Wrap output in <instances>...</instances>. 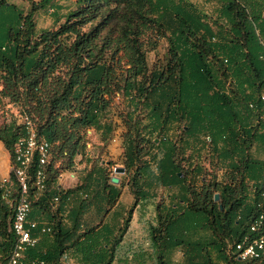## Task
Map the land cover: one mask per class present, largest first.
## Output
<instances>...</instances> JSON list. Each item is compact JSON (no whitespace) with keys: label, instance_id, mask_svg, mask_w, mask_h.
I'll list each match as a JSON object with an SVG mask.
<instances>
[{"label":"trees","instance_id":"obj_1","mask_svg":"<svg viewBox=\"0 0 264 264\" xmlns=\"http://www.w3.org/2000/svg\"><path fill=\"white\" fill-rule=\"evenodd\" d=\"M47 1L50 0H40L26 15L15 3H7L17 16L7 44L0 46V70L7 74L6 86L12 81L23 87L26 97L22 104L26 106V114L35 122L38 133L51 145L47 187L42 195L53 197L58 194L59 204L64 205L63 187L58 182L49 187L52 144L63 138L61 149L68 145L66 152L71 159L81 153L83 145L79 139L71 140L75 130L98 125L99 114L109 108L117 92L136 103L125 121L129 126L124 134L126 165L135 164L137 159L136 177L143 178L142 181L149 186L160 182L185 188L178 203L173 202L166 209L165 216L168 217L162 222L163 232L160 233L159 225L151 228L156 261L159 264H206L201 257L206 249L204 245L208 244L207 237H191V234L213 226L217 235L213 232L209 235L214 240L211 246L209 242L208 248L215 259L221 264H258L257 259L242 261L236 258L230 244L246 232L257 234L249 230V224L259 211V190L264 186L261 181L264 179V162L243 153L246 143L253 140L264 142L259 99L264 87V58L260 57L264 51V0H218L219 15L227 24L225 31L219 25V37L214 34L208 15L189 0H77L79 5L67 12L62 23L56 28L43 29L32 40L30 14ZM6 2L0 0V4ZM110 4L114 6L96 25L87 31L81 29L84 23L95 17L97 8ZM113 17L123 22L119 25L120 36L116 38L114 52L117 55L122 48L129 63L128 67L119 70L121 55L117 59L104 57L103 46L98 47L95 43L100 28ZM151 28L155 29L156 35L168 39V48L163 61L148 70L138 37L144 29ZM139 104L144 110L142 116L147 119L143 128L148 136L142 139L147 144L164 148L160 157L153 156L156 170L149 160L141 158L142 147L133 137L134 130L138 135L144 134L137 128L138 120L142 119L137 112ZM253 114L254 124L250 121ZM199 115L206 121L201 125L193 124L191 117ZM183 119L186 121L183 131L187 135L204 132L209 136L211 146L217 150L220 167L226 165L242 175L237 185L216 180L211 184L214 190L203 186L204 197L194 191V199L198 201L192 205L188 204L189 197L186 198L185 194L189 188L185 185L186 171L176 161L174 143L167 136L174 123ZM20 129L10 138L6 132L0 131V139L11 156L14 142L23 131L22 121ZM153 133L159 138L158 142L150 139L149 135ZM184 142L189 143L187 139ZM34 166L35 161L31 169ZM195 168L198 171L201 165ZM246 173L252 178L247 185L243 180ZM88 176L92 177L90 172ZM91 179L84 185L95 181L94 194L99 200L115 198V187L101 173ZM28 185L32 201L30 216L52 220L55 225L56 218L52 212L46 211L42 197L36 202L33 200L36 192L32 175ZM100 186L102 190L108 187L111 191L105 195ZM215 190L219 191V203L214 199ZM182 203L185 206L175 211ZM86 205L84 197L76 205L67 206L69 224L58 221L53 239L55 248L70 244L75 250H81V259L86 264H109L114 257L113 249L100 234L90 235L84 244L77 245L79 238L84 239L87 233L79 232L80 217ZM12 214L13 205L2 198L0 190L1 263L6 260L13 242ZM200 215L204 222L198 220ZM131 216L129 209L119 229L121 234L127 230ZM224 230L228 233L226 238L222 236ZM53 233L43 234L29 254L51 261L54 254L44 249L42 243ZM175 246L182 249V262L171 260L169 250Z\"/></svg>","mask_w":264,"mask_h":264},{"label":"rangeland","instance_id":"obj_2","mask_svg":"<svg viewBox=\"0 0 264 264\" xmlns=\"http://www.w3.org/2000/svg\"><path fill=\"white\" fill-rule=\"evenodd\" d=\"M39 1L7 0L5 4H0V46L7 44L9 32L12 30L17 16L14 9L8 6L7 3H15L16 6L23 10V15H26L30 12L31 7ZM189 1L195 3L203 13L208 15L207 19L212 25L213 32L219 37L217 32L219 25L223 26V31L227 27L225 19L219 15V1ZM78 5L79 3L77 1L75 2V0H50L39 8L32 10L30 14L33 21L31 28L32 40L43 29L56 28L65 20L67 12L75 9ZM113 6L114 4H110L97 8L95 17L91 21L84 23L81 29L87 31L96 25ZM121 24L123 22L113 17L100 28L95 39L98 47L103 46L104 50L102 52L104 57L114 56L117 59V56L121 55L118 70L129 66L128 58L124 56V50L122 48L119 49L117 55L114 52L116 38L120 36L119 25ZM138 39L141 44L140 47L144 51L147 69L151 70L155 63L159 64L165 58L168 39L156 35L155 29L152 28L144 29L143 33L139 34ZM6 76L5 70L1 69L0 131L6 132L7 137L10 138L13 132L21 131L20 124L22 116L27 113L25 111L26 106L22 104L25 101L26 93L23 92L24 90L21 85H16L12 81L6 86ZM129 99L128 96L120 95L116 92V95L110 101L109 108L99 114L98 125L79 127L75 130V134L71 137V140L79 139L83 145V150L81 153L75 155L73 159L66 152L68 145L61 149V141L63 138L52 144L51 169L49 172L51 180L49 187L51 188L55 182L61 184L65 191L63 196L64 205H60L59 200L53 201L51 196L42 195L43 192H38L33 197L35 202L42 197L46 211L52 212L56 218L54 233L52 232L53 234L45 238L42 243L44 249L50 250L54 254L50 258L51 261H58L59 264H86L81 259L80 249L75 250L70 244H65L62 248L57 249L55 248V242L53 240L58 229V221L60 224H69V221H67L68 216H66L67 206L76 205L80 199L86 197L87 205L80 217L82 225L79 228V232L82 233L85 231L87 233L84 239L82 237L79 238L80 241L77 245L79 243L84 244L90 235L100 234L103 237L102 240H106L109 243V247L113 249L114 257L109 264H159L156 261L157 255L151 240V228L154 225H159L161 229L160 233L163 232L162 222L164 218L168 217V215L165 216L166 209L173 202L178 203L181 192L185 188L180 187V185H163L160 182L149 186L145 181H142L143 178L139 179L136 177L138 173L137 165L139 163L137 159L135 164L131 166L126 165L127 153L124 134L129 129V126L125 121L128 115L127 113L136 105L135 102L131 103ZM138 107L137 112H140L142 119L138 120L137 128L144 134L140 133L138 135L134 130L133 137L137 139L142 147L140 152L141 158L143 160H149L150 165L156 170V160H154L153 156L156 159L160 157L164 152V148L158 144H147L142 139V137L148 136V132L143 128L147 119L145 116H142L144 110L141 104ZM191 121L195 125H201L204 124L206 118L200 115L197 117L193 116L191 117ZM250 121L253 124L256 123L254 114L251 116ZM185 123V119L174 123L172 128L167 132V136L171 137L172 143H174L176 161L186 171L185 185L189 188L185 194L186 198L189 197L188 204L192 205L198 201L194 199V191L200 192L199 195L204 197L201 190L203 186L206 185L207 189L214 190L211 184L216 180L220 181V183L226 182L227 184L237 185L242 175L236 169L231 170L226 165L220 167V162L217 164V150L211 146L209 136L205 135L204 132L187 135L183 131ZM108 125L110 128H108ZM7 128H9V131H6ZM155 134L153 133L149 137L151 140L153 139L155 142H158L159 138ZM184 139H187L189 143L186 144ZM5 147L7 148L6 145ZM243 150L245 156L264 162L263 141L253 140L251 143H246ZM196 165H201L200 170H195ZM120 166L124 167V170L116 171L115 167ZM89 172L93 178L101 173L102 177H105L112 183L117 192L116 196L114 195V199L111 198V200H108L107 198L99 200L98 196L94 194L97 188V185L94 184L95 181H92L91 185H84L86 181L92 180V177L88 176ZM113 175L117 177V181L115 182L111 180ZM243 177L246 185L252 179L248 177L247 173ZM135 181H138V184H140L139 193L137 192L138 184ZM261 181L263 182L264 179ZM100 189L102 190V186H100ZM102 191L107 195L111 190L106 187ZM214 192L219 193L218 190ZM215 201L219 203L221 201L220 196ZM184 206L185 203L178 204L175 211L181 210ZM129 209L132 212V216L127 224V230L121 234L119 229ZM198 220L204 222V217L200 215ZM212 232L216 234L217 230L213 226L212 228L206 227L193 232L191 237H207V242L208 244L210 242L211 244L209 245L211 246L214 239H210L209 235ZM222 236L226 238L228 233L224 230ZM208 244L204 245L206 249L203 250V257L201 259L206 260V264H221L219 259H215L212 256V251H210V247L208 248ZM169 252L172 261L182 262V249L175 246Z\"/></svg>","mask_w":264,"mask_h":264},{"label":"built area","instance_id":"obj_3","mask_svg":"<svg viewBox=\"0 0 264 264\" xmlns=\"http://www.w3.org/2000/svg\"><path fill=\"white\" fill-rule=\"evenodd\" d=\"M260 57L264 58V51ZM259 99L260 119L264 122V87L259 93ZM22 129L13 145L9 173L0 177L1 196L13 205L10 225L13 242L6 260L0 264H58L29 254L43 234L52 233L54 230V221L30 216L32 201L28 185V179L32 175L34 191L37 193L46 189L51 145L38 133L35 122L28 114L22 116ZM34 161L35 166L31 169ZM52 200L58 201L59 195L55 194ZM257 204L259 211L249 224V230L257 234L246 232L232 241L230 247L236 258L242 261L257 259L258 264H264V186L259 190Z\"/></svg>","mask_w":264,"mask_h":264},{"label":"crops","instance_id":"obj_4","mask_svg":"<svg viewBox=\"0 0 264 264\" xmlns=\"http://www.w3.org/2000/svg\"><path fill=\"white\" fill-rule=\"evenodd\" d=\"M77 0H75L76 2ZM11 164V154L0 139V177L9 173Z\"/></svg>","mask_w":264,"mask_h":264},{"label":"water","instance_id":"obj_5","mask_svg":"<svg viewBox=\"0 0 264 264\" xmlns=\"http://www.w3.org/2000/svg\"><path fill=\"white\" fill-rule=\"evenodd\" d=\"M115 170H116V171H123V170H124V167H122V166H120V167H115ZM111 180L115 182V181H117V177H116L115 175H113V176L111 177ZM218 196H219V193L216 192V193L214 194V199L216 200V199L218 198Z\"/></svg>","mask_w":264,"mask_h":264}]
</instances>
